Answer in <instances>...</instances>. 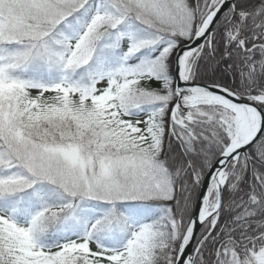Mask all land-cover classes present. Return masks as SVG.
<instances>
[{"label":"snow or ice","instance_id":"6c2138e0","mask_svg":"<svg viewBox=\"0 0 264 264\" xmlns=\"http://www.w3.org/2000/svg\"><path fill=\"white\" fill-rule=\"evenodd\" d=\"M0 264H264V0H0Z\"/></svg>","mask_w":264,"mask_h":264}]
</instances>
